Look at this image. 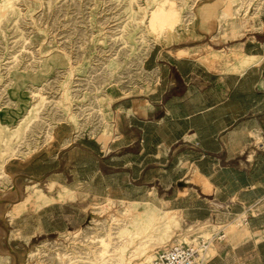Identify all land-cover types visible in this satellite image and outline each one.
I'll return each instance as SVG.
<instances>
[{"label": "rangeland", "instance_id": "rangeland-1", "mask_svg": "<svg viewBox=\"0 0 264 264\" xmlns=\"http://www.w3.org/2000/svg\"><path fill=\"white\" fill-rule=\"evenodd\" d=\"M205 4L219 12L214 60L239 55L246 32L264 41V0H0V264H153L162 248L215 234L264 242L243 219L184 220L164 201L179 167L111 145L125 138V102L152 90L146 58L192 45L184 34ZM249 256L264 264V244Z\"/></svg>", "mask_w": 264, "mask_h": 264}, {"label": "crops", "instance_id": "crops-1", "mask_svg": "<svg viewBox=\"0 0 264 264\" xmlns=\"http://www.w3.org/2000/svg\"><path fill=\"white\" fill-rule=\"evenodd\" d=\"M207 7L195 12L193 27L184 34L182 45H192L154 46L145 60L154 73L152 90L148 86L144 98L125 102L131 111L125 138L110 144H121L126 159L138 155V161L179 167L172 198L164 201L184 220L221 227L243 219L255 234L264 228L263 32L236 40L239 55L232 61L214 60L222 51H210L208 39L214 43L219 35V12L210 15ZM232 16L231 7L221 18ZM195 173L211 187L192 182ZM217 244L207 264H253L249 255L264 242Z\"/></svg>", "mask_w": 264, "mask_h": 264}, {"label": "built area", "instance_id": "built-area-1", "mask_svg": "<svg viewBox=\"0 0 264 264\" xmlns=\"http://www.w3.org/2000/svg\"><path fill=\"white\" fill-rule=\"evenodd\" d=\"M214 241H222L215 234L212 238L193 239L188 244H175L157 251L153 264H207L205 253Z\"/></svg>", "mask_w": 264, "mask_h": 264}, {"label": "bare ground", "instance_id": "bare-ground-1", "mask_svg": "<svg viewBox=\"0 0 264 264\" xmlns=\"http://www.w3.org/2000/svg\"><path fill=\"white\" fill-rule=\"evenodd\" d=\"M150 215V214H149ZM243 226V225H242ZM212 238V237H211ZM221 239H224L225 236L220 237ZM260 239H264V233L260 235ZM176 244H188V243H176ZM175 245V244H172ZM169 245V246H172ZM168 246V247H169ZM214 243L212 242L211 245L209 246L207 252L205 253V262H208L213 256H214ZM167 248V247H166Z\"/></svg>", "mask_w": 264, "mask_h": 264}]
</instances>
